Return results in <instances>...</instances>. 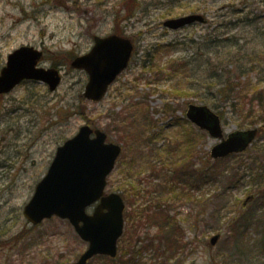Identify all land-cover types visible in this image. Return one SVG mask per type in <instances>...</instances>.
I'll list each match as a JSON object with an SVG mask.
<instances>
[{
	"label": "rangeland",
	"instance_id": "obj_1",
	"mask_svg": "<svg viewBox=\"0 0 264 264\" xmlns=\"http://www.w3.org/2000/svg\"><path fill=\"white\" fill-rule=\"evenodd\" d=\"M191 14L203 15L207 23L176 31L164 27L168 20ZM260 32H264V0H0V74L8 56L26 46L43 52L40 68L56 69L62 76L55 92L42 82L25 81L0 95V264H71L87 250L68 221L53 218L33 227L23 214L57 149L85 125L103 130L110 142L124 149L109 177L107 194L125 196L124 188L129 190L127 185L134 180L151 179L154 148L167 143H180L186 151L179 155L199 165L214 162L210 152L219 141L199 134L186 118L188 108L206 105L219 114L212 108L214 102L220 104L214 98L217 90L209 89L217 85L214 71L219 64L226 65L228 54H239L243 64L245 56L261 55ZM109 35L130 39L133 57L107 96L98 103L88 102L83 97L88 75L71 63L91 51L94 37ZM232 38L239 45L222 47L217 54L215 44H229ZM262 65L256 62L258 70L239 81L249 87L248 99L264 89L259 85ZM254 109L259 112L252 117L229 108L220 115L225 136L260 130L245 153L218 164L227 174L238 173V183L231 185L224 201L217 200L213 185L190 193L194 201L189 197L171 201V195L162 191L189 244L167 264H210L214 258L220 264H264V250L259 262H249L228 239L225 224L228 215L257 213V223L247 229L248 243L254 245L264 237V120L260 109ZM250 196L254 199L245 204ZM201 197L210 198V204L215 201L213 209H221L215 218L211 209L204 217L207 208L197 201ZM131 212L127 204L126 216ZM127 221L116 263L95 258L89 264L160 263L161 253L149 247L156 229L139 225L134 217ZM218 233L222 238L213 247L210 240Z\"/></svg>",
	"mask_w": 264,
	"mask_h": 264
},
{
	"label": "water",
	"instance_id": "obj_2",
	"mask_svg": "<svg viewBox=\"0 0 264 264\" xmlns=\"http://www.w3.org/2000/svg\"><path fill=\"white\" fill-rule=\"evenodd\" d=\"M204 22L205 18L197 14L168 20L164 26L179 30ZM94 41L92 50L77 57L71 66L89 76L85 99L100 102L128 68L134 47L130 40L116 35L95 37ZM42 58L43 53L33 47L24 46L11 53L0 74V95L10 93L26 80L46 83L51 92L56 91L62 82L60 73L39 68ZM187 117L212 138L221 140L211 150L214 160L244 153L258 135L255 129L234 132L225 138L220 117L206 106L191 105ZM107 139L105 132L83 126L76 136L57 149L47 175L24 209L25 218L34 226L54 217L70 222L79 237L89 244L86 252L72 264H88L97 256L116 258L118 241L124 233L125 201L119 193L105 194L108 177L115 170L122 146L108 143ZM96 204L94 212L89 214L88 209ZM220 239V234L213 236L211 246H216Z\"/></svg>",
	"mask_w": 264,
	"mask_h": 264
},
{
	"label": "trees",
	"instance_id": "obj_3",
	"mask_svg": "<svg viewBox=\"0 0 264 264\" xmlns=\"http://www.w3.org/2000/svg\"><path fill=\"white\" fill-rule=\"evenodd\" d=\"M262 41L264 39V32H260L257 35ZM218 41V40H217ZM231 42V43H230ZM229 44H215L217 54H221V48L231 45V47L238 46L239 44L235 39H231ZM239 54L233 56L228 54L226 65L219 64L217 69L214 71L212 76L217 83L215 88H209L210 91L213 89L215 92L214 98H218V102L212 104V108L219 111V115L224 114L223 108H229L231 110H240L242 113L246 112L248 117H252L259 110L254 111V108H259L261 111L260 118L264 120V89L255 90L254 96L248 99V92L250 91L248 86H243L241 78L253 75L258 69L255 66L256 62L260 64L264 62V51L262 54L257 53L245 56L247 61L243 64ZM261 57L259 59L258 57ZM240 59V60H239ZM189 63H187L188 65ZM231 67L236 68V72L230 70ZM263 66V65H262ZM264 67V66H263ZM236 75V77L234 76ZM262 78L260 79L259 85H264V69L261 72ZM226 78V79H225ZM239 82V83H237ZM239 85V86H238ZM241 87V88H240ZM244 95V96H243ZM246 97V98H245ZM206 106V105H205ZM222 108V109H221ZM223 111V112H222ZM199 134L202 133L198 131ZM148 141L152 143V138L148 137ZM168 145L154 148V152H157L156 158L152 162V173L153 176L148 179L134 180L132 184L127 185L129 190L124 188V191L129 194L124 196L126 203L132 208V212L125 216L127 221H130L134 217L139 220L137 223L147 225L150 230H155L156 233L153 238L149 240L150 246L161 254L157 256L160 260L159 264H167L172 260H176L177 256L181 251H185L188 243H185L186 233L182 226V223L178 217H172L173 208L168 205L167 201L162 199V191H167V195H171V201L178 202L185 200L189 197V200L195 199V196L190 194L194 193L195 189H203L206 186H211L217 190V200L224 201L227 192L238 183V173L227 174V170H220L218 164L222 161H208L207 164H198L194 159L188 158L187 156H180V152H184L185 147H181L180 143L174 146ZM165 154V155H164ZM192 156V155H191ZM193 158V157H192ZM159 179H162L161 181ZM227 179H229L227 181ZM166 180V181H164ZM159 182V183H156ZM154 183V184H153ZM205 197V196H204ZM204 197L198 198L197 201L204 204L207 211L204 215H208V210H212L213 218L218 215L219 208L213 209L215 201L210 204V198L203 200ZM215 197L213 199H215ZM132 198V200H130ZM227 201V200H226ZM221 204H219L220 206ZM224 205V204H223ZM222 205V206H223ZM257 214V213H255ZM255 214H238L235 216H226V225L228 227V233L236 243V247L241 250V254L247 258L249 262L257 263L264 250V237L255 241L254 245H249V234L248 227L250 224L255 222ZM134 215V216H133ZM127 221V222H128ZM220 222V221H218ZM219 227H224L219 225ZM196 236V233H194ZM196 238V237H195ZM194 238V239H195ZM244 249V251H243ZM103 258L111 263H116L117 259H110L107 257ZM164 260V261H163ZM210 264H220L217 258H214Z\"/></svg>",
	"mask_w": 264,
	"mask_h": 264
},
{
	"label": "flooded vegetation",
	"instance_id": "obj_4",
	"mask_svg": "<svg viewBox=\"0 0 264 264\" xmlns=\"http://www.w3.org/2000/svg\"><path fill=\"white\" fill-rule=\"evenodd\" d=\"M110 36V35H109ZM119 36V35H118ZM106 37H108V36H106Z\"/></svg>",
	"mask_w": 264,
	"mask_h": 264
}]
</instances>
